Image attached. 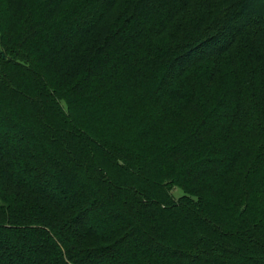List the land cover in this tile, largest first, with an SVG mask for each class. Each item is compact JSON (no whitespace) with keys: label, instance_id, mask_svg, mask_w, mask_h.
<instances>
[{"label":"trees","instance_id":"obj_1","mask_svg":"<svg viewBox=\"0 0 264 264\" xmlns=\"http://www.w3.org/2000/svg\"><path fill=\"white\" fill-rule=\"evenodd\" d=\"M0 264H264V0H0Z\"/></svg>","mask_w":264,"mask_h":264},{"label":"rangeland","instance_id":"obj_2","mask_svg":"<svg viewBox=\"0 0 264 264\" xmlns=\"http://www.w3.org/2000/svg\"><path fill=\"white\" fill-rule=\"evenodd\" d=\"M83 183H84L85 186L87 185V183H86L85 181H83ZM81 186H82V185H81ZM177 193H178V194H181L180 191H177ZM126 217L128 218V215H126ZM106 227H107V226H106ZM97 229H99V230H97L98 232H103V231H105V225L101 226V228L97 227ZM136 253H137L138 256L143 255V251H137Z\"/></svg>","mask_w":264,"mask_h":264}]
</instances>
